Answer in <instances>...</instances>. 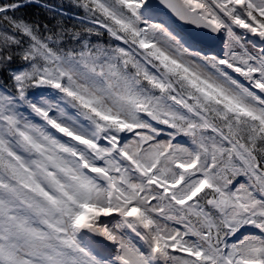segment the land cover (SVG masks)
Masks as SVG:
<instances>
[{
    "label": "snow or ice",
    "instance_id": "obj_1",
    "mask_svg": "<svg viewBox=\"0 0 264 264\" xmlns=\"http://www.w3.org/2000/svg\"><path fill=\"white\" fill-rule=\"evenodd\" d=\"M33 2L0 4V264H264V0H159L222 56L150 0Z\"/></svg>",
    "mask_w": 264,
    "mask_h": 264
},
{
    "label": "trees",
    "instance_id": "obj_2",
    "mask_svg": "<svg viewBox=\"0 0 264 264\" xmlns=\"http://www.w3.org/2000/svg\"><path fill=\"white\" fill-rule=\"evenodd\" d=\"M37 3H30L27 7L19 9L16 13V17H22L28 21H39L42 24L48 23L52 25L56 21H62L67 26H80L79 18L83 13L70 5L69 0H35ZM12 0H0V4L10 3ZM26 2V0H21ZM94 42L108 43L109 37L105 34L102 37L93 36ZM111 43H119L117 41H111ZM13 66H19L14 64ZM3 80L6 77H0ZM185 138V137H183ZM187 139V138H186Z\"/></svg>",
    "mask_w": 264,
    "mask_h": 264
},
{
    "label": "water",
    "instance_id": "obj_3",
    "mask_svg": "<svg viewBox=\"0 0 264 264\" xmlns=\"http://www.w3.org/2000/svg\"><path fill=\"white\" fill-rule=\"evenodd\" d=\"M154 6H156V11L153 13L166 19L179 33L182 35L187 34H204L207 33L206 29H194L191 25H185L182 22L176 20L174 16L171 15L166 9H163L162 5H159V0H150ZM208 36H213L214 38L208 39ZM199 39L202 41L201 47L205 48L208 52H214L217 45L220 44L221 36L220 34L200 35Z\"/></svg>",
    "mask_w": 264,
    "mask_h": 264
},
{
    "label": "rangeland",
    "instance_id": "obj_4",
    "mask_svg": "<svg viewBox=\"0 0 264 264\" xmlns=\"http://www.w3.org/2000/svg\"><path fill=\"white\" fill-rule=\"evenodd\" d=\"M162 21H164L163 19H162ZM153 22H156V23H160V21H156V20H154ZM236 31H237V33L238 34H240V33H244L245 32V30H243V29H236ZM221 36H222V47H221V49H219V52L217 53L218 55H223V53H224V51H225V40H226V37L223 35V34H221ZM247 40H252V41H254L256 44H257V46L258 47H260V46H264L262 43H260V39L258 38V37H255V36H253L252 34H250V33H248L247 34ZM248 48H249V50L250 51H255L256 49H253L252 48V45L251 44H249L248 45ZM237 51H239V49L237 48L236 49ZM233 75H235V74H233ZM241 80H243V78H240ZM36 91H40V90H36ZM35 119H38V118H35ZM161 139H167V135H166V133L164 134V135H162L161 136ZM177 140L178 141H180V142H187V141H185V140H180V139H178L177 138ZM249 231H254V230H252V229H249Z\"/></svg>",
    "mask_w": 264,
    "mask_h": 264
},
{
    "label": "bare ground",
    "instance_id": "obj_5",
    "mask_svg": "<svg viewBox=\"0 0 264 264\" xmlns=\"http://www.w3.org/2000/svg\"><path fill=\"white\" fill-rule=\"evenodd\" d=\"M164 22H166V21L164 20ZM259 41H260V43H262L264 45V41H261V40H259ZM221 47H222L221 45H217L216 49L219 50V49H221Z\"/></svg>",
    "mask_w": 264,
    "mask_h": 264
}]
</instances>
